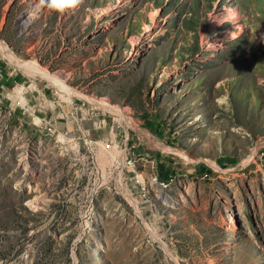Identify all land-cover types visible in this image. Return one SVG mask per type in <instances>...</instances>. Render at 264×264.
<instances>
[{
    "label": "rangeland",
    "instance_id": "rangeland-1",
    "mask_svg": "<svg viewBox=\"0 0 264 264\" xmlns=\"http://www.w3.org/2000/svg\"><path fill=\"white\" fill-rule=\"evenodd\" d=\"M0 264H264V0H0Z\"/></svg>",
    "mask_w": 264,
    "mask_h": 264
},
{
    "label": "bare ground",
    "instance_id": "bare-ground-1",
    "mask_svg": "<svg viewBox=\"0 0 264 264\" xmlns=\"http://www.w3.org/2000/svg\"><path fill=\"white\" fill-rule=\"evenodd\" d=\"M3 49V48H2ZM5 51V49H3ZM10 54V53H9ZM13 60L17 61L19 63V60L15 58L14 56H10ZM30 73L37 75L40 74L45 78L46 80L50 81L54 86H57L62 92L66 93V98L68 101H71L72 95H74L76 92L74 89H72L68 84L65 78L59 76L58 74H51L48 70L43 69L38 63L33 62L29 66ZM121 111L122 120L128 122V123H134L133 120L130 118V116L125 113L124 111ZM162 185H165V183H161ZM145 191V186H144Z\"/></svg>",
    "mask_w": 264,
    "mask_h": 264
},
{
    "label": "clouds",
    "instance_id": "clouds-1",
    "mask_svg": "<svg viewBox=\"0 0 264 264\" xmlns=\"http://www.w3.org/2000/svg\"><path fill=\"white\" fill-rule=\"evenodd\" d=\"M49 10L64 13L70 9L77 7L82 0H46Z\"/></svg>",
    "mask_w": 264,
    "mask_h": 264
},
{
    "label": "built area",
    "instance_id": "built-area-1",
    "mask_svg": "<svg viewBox=\"0 0 264 264\" xmlns=\"http://www.w3.org/2000/svg\"><path fill=\"white\" fill-rule=\"evenodd\" d=\"M16 105H17V106H21L23 109H26V110L29 109L28 105L23 104L21 100H18V101L16 102ZM54 134H55V133H54ZM68 134H69V133L66 132V133L64 134V137L68 136ZM137 182H138V184L141 186V189L144 191V185L141 183V181H140V180H137ZM167 184H168V183H167Z\"/></svg>",
    "mask_w": 264,
    "mask_h": 264
}]
</instances>
